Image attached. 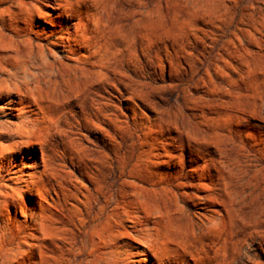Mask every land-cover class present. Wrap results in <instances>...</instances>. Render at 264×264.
I'll use <instances>...</instances> for the list:
<instances>
[{"label":"rangeland","instance_id":"rangeland-1","mask_svg":"<svg viewBox=\"0 0 264 264\" xmlns=\"http://www.w3.org/2000/svg\"><path fill=\"white\" fill-rule=\"evenodd\" d=\"M0 264H264V0H0Z\"/></svg>","mask_w":264,"mask_h":264}]
</instances>
